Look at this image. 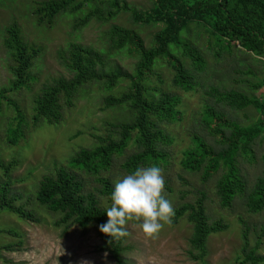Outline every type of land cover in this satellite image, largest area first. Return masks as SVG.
<instances>
[{"label": "rangeland", "instance_id": "374dc122", "mask_svg": "<svg viewBox=\"0 0 264 264\" xmlns=\"http://www.w3.org/2000/svg\"><path fill=\"white\" fill-rule=\"evenodd\" d=\"M48 0H0V159L9 162L15 159L18 164L13 169L12 193L21 195L16 204H23L32 210L36 220L21 218L17 214L0 210V264H120L114 259L105 243L97 224L83 229L78 224L58 225L61 214L47 210L35 200L40 182L45 175H55L64 167L76 170L85 183L87 191H97L101 187L100 177L107 176L115 182L128 175L123 163L137 151L132 142L122 156H116L111 169L100 174L72 167L71 159L81 148H94L100 137H117V125L132 120L133 114L127 106L106 107L105 97L120 95L129 87L128 81L121 82L109 89L101 81L87 83L80 89L72 104L63 98V118L60 122L49 123L34 121L35 99L47 84L64 77L71 79L73 72L67 67L71 45L74 43L91 46L108 55L106 68L120 67L131 74L135 72L138 59L130 57L125 51L112 48L110 31L114 25L133 28L146 41L148 47L155 44L162 22L138 21L133 10L147 11L155 0H124L130 9L122 10L111 21L93 18L87 24L79 25L93 6L74 13L64 12L52 26L39 24L35 6ZM17 22L25 41L41 48L35 59L28 85L20 90H12L15 80L13 60L10 50L4 44L6 28ZM181 40L189 46L202 51L207 60L203 72L193 70L196 87L186 91L173 84L175 71L165 57L157 60L154 74L148 80L149 94L159 98L163 92H171L181 97L180 118L164 125L171 142L163 145L166 160L157 165L162 169L165 180L164 196L174 209L185 202H194L206 195L207 213L211 222L222 220L228 227L213 233L208 240V255L205 262L191 257V237L193 223L187 216L178 223L165 224L155 237H147L141 231L140 222L128 223L124 253L126 264H238L245 245V231L248 230L250 247L257 246L262 240L259 253H264V238L260 237L264 227V211L253 213L248 208V192L258 177L264 175V132L252 145V152L239 155L238 164L248 181L249 191L238 195L231 207H224L217 191V182L224 168L208 181L203 171H192L185 164V151L194 147L197 135L205 138L216 149L220 148L210 135L206 125L205 111L208 106L225 112L232 120L243 126L256 124L261 117L254 107L236 110L218 103L209 94L213 87L220 90L235 89L250 97L264 99V56L245 50L238 42L232 52L217 55V41L206 27L192 23L181 34ZM174 53L190 63L184 54V46H172ZM4 92L2 94L1 92ZM24 112L28 124L24 126L25 135L18 143L9 140L11 129L19 126L18 110ZM149 166V165H147ZM5 176L0 169V185ZM102 206L108 208L110 202L100 197ZM13 228L18 235L3 229ZM8 245H10L8 247ZM251 264V263H249Z\"/></svg>", "mask_w": 264, "mask_h": 264}, {"label": "trees", "instance_id": "16d2710c", "mask_svg": "<svg viewBox=\"0 0 264 264\" xmlns=\"http://www.w3.org/2000/svg\"><path fill=\"white\" fill-rule=\"evenodd\" d=\"M123 3L124 0H48L37 4L34 13L39 24L52 26L57 17L64 12L74 13L88 5L93 6L80 18L79 25H83L93 18L113 20L122 10L130 9ZM133 15L138 21L162 22L164 25L156 34L152 47H148L143 36L133 28L121 25H114L111 28L112 48L119 52L125 51L130 57L138 59L133 74L120 67L106 68L108 55L105 52L74 43L66 61L74 76L71 79L60 77L54 83L45 85L35 99L34 122L57 123L63 118V98L72 104L77 92L87 83L101 81L107 88L113 89L123 81L129 82L128 89L120 95L106 96L105 105L127 106L133 114L132 120L117 125L119 136L100 137V143L94 148H81L71 159L70 165L75 169L86 170L92 174L107 171L114 165L116 156L124 155L132 142L138 149L123 163V167L129 173L138 166L160 164L166 160L167 153L162 147L172 140L164 125L180 118L182 112L179 106L182 101L180 96L171 92H163L159 98L151 96L148 80L154 74L157 60L165 57L175 71L174 86L186 91L195 89L197 82L193 70L205 71L207 60L201 50L181 40V34L192 23L206 27L215 36L218 56L225 51L232 52L237 42L245 50L264 56V0H155L152 8L147 11L133 10ZM4 44L15 61L12 90H20L28 85L31 70L35 59L41 53V48L25 41L17 22L6 28ZM172 46L176 48L184 46V54L190 58V63L174 53ZM209 94L215 97L218 103L226 104L233 109L242 110L254 106L261 113L256 124L243 126L232 120L225 112L208 106L205 111V122L210 135L220 148L216 149L205 138L197 135L194 147L185 151V166L192 171H203L205 181L224 168L217 182V191L222 205L231 207L238 195L249 191L248 181L238 164V156L252 152V145L264 132V99L250 97L235 89L220 90L217 87L211 88ZM15 105L18 110L19 126L10 130L11 143H18L24 137V126L28 124L18 103ZM17 164L15 159L9 162L0 159V169L5 176L0 185V210L35 221L36 216L32 210L23 204H16L21 195L12 193L14 182L11 173ZM99 181L101 187L97 191H87L83 179L76 170L70 171L62 167L55 175L43 177L35 200L47 210L61 214L57 224L65 225L66 229L71 224H78L83 229H87L91 224L99 226L108 219L100 197L107 198L111 205L110 195L114 187V182L107 176L100 177ZM247 197L249 211L253 213L264 211V175L258 177ZM184 216L193 223L191 257L205 262L210 236L226 229L228 225L222 220L211 222L207 213L205 194L194 202H185L175 208L173 223H178ZM3 230L14 235L19 234L13 228ZM248 230L249 228H246L245 245L238 264H264V253L258 252L262 240H258L257 246L250 247ZM259 235L264 238V227ZM101 236L105 248L110 251L112 257L118 263L126 264L124 253L128 250L127 237L117 240L103 233Z\"/></svg>", "mask_w": 264, "mask_h": 264}, {"label": "clouds", "instance_id": "9594fccd", "mask_svg": "<svg viewBox=\"0 0 264 264\" xmlns=\"http://www.w3.org/2000/svg\"><path fill=\"white\" fill-rule=\"evenodd\" d=\"M164 188L162 169L154 164L138 166L117 179L106 209L107 222L99 225V231L119 240L129 235L126 226L130 221H139L144 235L155 237L175 217L172 203L163 195Z\"/></svg>", "mask_w": 264, "mask_h": 264}]
</instances>
